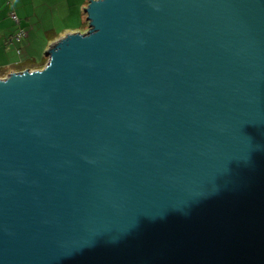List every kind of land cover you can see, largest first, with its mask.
<instances>
[{
    "label": "water",
    "instance_id": "water-1",
    "mask_svg": "<svg viewBox=\"0 0 264 264\" xmlns=\"http://www.w3.org/2000/svg\"><path fill=\"white\" fill-rule=\"evenodd\" d=\"M0 78V264H264V0H89Z\"/></svg>",
    "mask_w": 264,
    "mask_h": 264
},
{
    "label": "rangeland",
    "instance_id": "rangeland-1",
    "mask_svg": "<svg viewBox=\"0 0 264 264\" xmlns=\"http://www.w3.org/2000/svg\"><path fill=\"white\" fill-rule=\"evenodd\" d=\"M88 4L89 0H0V21L9 27L8 41L3 40L4 45H0V57L4 56L2 62L32 60L26 69H42L48 62L46 53L51 45L70 33V29L82 27L81 15L87 20L85 9ZM13 12L20 18V23L11 19ZM21 27L29 32V37L10 44L11 29L14 32ZM51 31L54 33L50 34ZM18 48H21V54L17 52ZM46 58V63L41 64Z\"/></svg>",
    "mask_w": 264,
    "mask_h": 264
},
{
    "label": "crops",
    "instance_id": "crops-1",
    "mask_svg": "<svg viewBox=\"0 0 264 264\" xmlns=\"http://www.w3.org/2000/svg\"><path fill=\"white\" fill-rule=\"evenodd\" d=\"M80 18L82 20L81 21L82 27L77 26L76 28L70 29L71 32H77V31L84 32V31L88 30V22H87L86 18L83 15H81ZM21 28H23V27H21ZM19 29H17V30H19ZM11 31H12V29H11ZM11 31H10V33H11V37H12L13 34L16 33L17 31L16 30H15L16 32L15 31L11 32ZM8 34H9V27L4 26L3 22L0 21V45L1 44L4 45L3 40L5 42L8 41ZM28 37H29V32L27 31L26 38H28ZM9 43H10V41H9ZM2 58H4V56L0 57V78L7 76L12 71L18 70V69H15L17 64H18L17 60L13 61L10 64H7L6 61L2 62Z\"/></svg>",
    "mask_w": 264,
    "mask_h": 264
},
{
    "label": "built area",
    "instance_id": "built-area-1",
    "mask_svg": "<svg viewBox=\"0 0 264 264\" xmlns=\"http://www.w3.org/2000/svg\"><path fill=\"white\" fill-rule=\"evenodd\" d=\"M11 17H12V19H13V21L14 22H16V23H20L21 22V20H20V18L17 16V14L15 13V12H13L12 14H11ZM26 36H27V31L24 29V28H20L12 37H11V40H10V43L11 42H18V43H20V42H22V40H24V38H26ZM17 52L20 54L21 53V49L20 48H18L17 49Z\"/></svg>",
    "mask_w": 264,
    "mask_h": 264
},
{
    "label": "trees",
    "instance_id": "trees-1",
    "mask_svg": "<svg viewBox=\"0 0 264 264\" xmlns=\"http://www.w3.org/2000/svg\"><path fill=\"white\" fill-rule=\"evenodd\" d=\"M50 34H52V33H54V32H49ZM52 36V35H51ZM29 61H32V60H29ZM28 61V62H29ZM46 61H47V58L41 63V64H45L46 63ZM27 61L25 62V61H20V62H18V64H17V66L16 67H18V68H21V69H18V71L19 70H24V69H26V67L25 66H28L29 64H27L28 63ZM23 67H25V68H23Z\"/></svg>",
    "mask_w": 264,
    "mask_h": 264
}]
</instances>
